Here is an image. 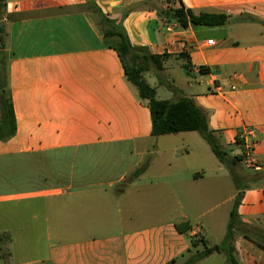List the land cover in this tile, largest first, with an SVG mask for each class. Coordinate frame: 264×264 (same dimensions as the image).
I'll list each match as a JSON object with an SVG mask.
<instances>
[{
    "label": "crops",
    "instance_id": "0c3cea01",
    "mask_svg": "<svg viewBox=\"0 0 264 264\" xmlns=\"http://www.w3.org/2000/svg\"><path fill=\"white\" fill-rule=\"evenodd\" d=\"M95 2L123 25L132 46L168 55L165 82L168 75L176 82L174 62L187 79L195 75L191 92L178 89L205 112L230 156L242 153L243 130H256L247 140L261 171L235 167L246 189L239 223L256 221L252 204H264V0ZM180 7L235 20L183 28L167 12ZM0 26L17 121L16 135L0 141V220L46 231V241H14L9 230L14 264H186L192 242H206L204 228L222 224L225 211L215 212L230 207L231 217L238 191L229 169L194 132L152 135L149 102L126 78L86 0H5ZM179 137L195 138V159L179 155ZM253 174L259 184L249 186ZM25 201L31 206L17 205ZM183 222L192 229L180 233ZM241 238L233 244L238 261L264 264L262 243L253 248Z\"/></svg>",
    "mask_w": 264,
    "mask_h": 264
},
{
    "label": "trees",
    "instance_id": "16d2710c",
    "mask_svg": "<svg viewBox=\"0 0 264 264\" xmlns=\"http://www.w3.org/2000/svg\"><path fill=\"white\" fill-rule=\"evenodd\" d=\"M86 1L94 9L99 24L104 28L105 39L108 45L119 55L126 78L137 88L141 99L148 100L149 102L152 118V135L157 137L183 132H198L209 144L217 159L229 169L238 193L227 227V254L230 264H240L235 255L236 249L232 240H234V235L237 232L236 226L239 223L238 208L242 203L246 190L245 187L242 186L239 173L235 170V167L239 165L241 167V164H244L242 153L235 156H230L228 154L225 150L226 148L209 128L205 112L192 98L182 95L179 89L173 88L170 85L168 86L179 96L175 101L157 98L155 88L148 83L144 75L150 71H154V74L160 79V83L166 85L160 72L163 70V60H165L168 55H153L144 47L136 48L132 46L129 36L122 24L105 15L95 0ZM3 8H5V0H0V11ZM167 12H169L171 16H174V21L179 23L183 28H187L189 24L193 26L217 27L223 26L231 20H235L232 16L224 14L215 15L201 13L196 15L190 10L185 11L183 7L170 8ZM163 18L171 20L170 17L165 16ZM185 66L190 70L191 67L189 63ZM203 70L204 68H201V71ZM16 132L17 121L11 92L9 90L6 33L4 27L0 26V141L12 139L16 135ZM236 145L242 150L244 148V141L237 138ZM144 169L145 166L137 170L133 176L138 177L142 174ZM177 229L180 233H185L190 231L192 226L189 222H183L177 224ZM199 241L201 240L197 239L193 241L195 246L198 245L197 242ZM202 241L206 243L205 240ZM212 254L213 250L206 248L196 257H191L186 264H197ZM0 259L1 264H14L13 235L9 230L0 231Z\"/></svg>",
    "mask_w": 264,
    "mask_h": 264
},
{
    "label": "rangeland",
    "instance_id": "374dc122",
    "mask_svg": "<svg viewBox=\"0 0 264 264\" xmlns=\"http://www.w3.org/2000/svg\"><path fill=\"white\" fill-rule=\"evenodd\" d=\"M173 66L175 67H173L172 75L175 77L176 82L174 81L172 82V80L170 79V75H168V76H165V78L168 79L169 82H166V85H162L160 83V79L156 75H153L154 71H150L149 73L144 75L145 79L153 87H155L159 98L162 100L168 96H170L171 98L172 96L176 95L171 87L177 88V89L179 87L183 91L191 92L192 87H189V85L192 84L191 81H195V78H194L195 75L192 76L190 79H187L188 77L185 74L184 70L181 69L179 62H174ZM169 85L171 87H168ZM191 135H197L198 137H201L199 133H195V132L191 133ZM175 146L179 148L180 156L187 157V159H195L197 154L195 150V138L194 137H188L186 139L179 137L175 142ZM228 148L229 147H226L225 150L229 154L230 150ZM153 149L154 147H152V150ZM151 157L152 155L145 156L143 165L149 162ZM137 160L138 158H136V161ZM241 169L246 172L250 171L251 173H255L247 169L244 164H241ZM227 173H230V172L227 171ZM259 180H260L259 176L255 174L248 176L249 186L258 185ZM232 188L234 189V182L232 183ZM17 205L21 207L31 206L30 204H28V201L17 203ZM252 205H253L254 211L258 213L256 215V221L246 224V226L241 225V223H238L236 228H237V231L239 232L235 233L234 240H232V243L234 244L235 241L238 240V237L239 238L242 237L241 241L252 242L255 245L253 248L257 247L256 246L257 243H262L261 245H258V247L264 248V244H263L264 242V204L258 199V201H255ZM229 210H230V207L228 208L223 207L215 212L217 213L218 216H220L219 214L223 213V211H225L226 214L224 215L222 224L220 223V221H218L216 226H213V228L210 229L208 226L204 228V231L202 234L206 238V243L201 242L202 244L199 247H197L198 245L195 246V244L192 242L193 250H192V253L190 254L191 257L192 256L196 257L200 252L204 251L206 248H210L213 250V254L210 260H208L207 262H203V263L201 262L199 264H230L228 260V254H227L228 246L226 244L227 225L230 220ZM193 212L195 213V210H193ZM25 215L27 218L28 217L27 214ZM209 217H211V215H209L208 218ZM193 223L195 224V221ZM1 228L12 230L14 234V241H46V231H40V230L39 231H30V230L29 231H19L15 228L14 221L12 224V221L0 220V229ZM216 248H218V251H216ZM235 255L236 257H238L237 254ZM239 263L241 264V262Z\"/></svg>",
    "mask_w": 264,
    "mask_h": 264
},
{
    "label": "built area",
    "instance_id": "2783aa9c",
    "mask_svg": "<svg viewBox=\"0 0 264 264\" xmlns=\"http://www.w3.org/2000/svg\"><path fill=\"white\" fill-rule=\"evenodd\" d=\"M172 2L175 0H171ZM208 45H214V40H208ZM232 90H236L235 86L231 87ZM221 93H223L222 90H220ZM256 130L253 128H245L242 132V135L240 139L244 141V148L242 149V155H243V162L247 169L253 171V172H260L262 167L259 162V159L257 157V153L255 150V145L252 142H249L247 140V137L250 135L255 134Z\"/></svg>",
    "mask_w": 264,
    "mask_h": 264
},
{
    "label": "water",
    "instance_id": "95a60500",
    "mask_svg": "<svg viewBox=\"0 0 264 264\" xmlns=\"http://www.w3.org/2000/svg\"><path fill=\"white\" fill-rule=\"evenodd\" d=\"M161 15H167V16H169V13L162 12ZM216 251H218V248H216Z\"/></svg>",
    "mask_w": 264,
    "mask_h": 264
}]
</instances>
